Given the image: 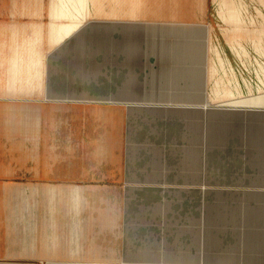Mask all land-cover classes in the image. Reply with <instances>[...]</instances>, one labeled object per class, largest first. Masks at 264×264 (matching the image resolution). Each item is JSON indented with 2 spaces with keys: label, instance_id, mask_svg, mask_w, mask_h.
Returning <instances> with one entry per match:
<instances>
[{
  "label": "crops",
  "instance_id": "1",
  "mask_svg": "<svg viewBox=\"0 0 264 264\" xmlns=\"http://www.w3.org/2000/svg\"><path fill=\"white\" fill-rule=\"evenodd\" d=\"M169 89L179 105L232 90L264 110V0H0V264L87 249L90 197H106L88 163L114 171L91 184L127 183L142 133H125L123 107L168 104ZM100 91L109 108L88 98Z\"/></svg>",
  "mask_w": 264,
  "mask_h": 264
},
{
  "label": "rangeland",
  "instance_id": "2",
  "mask_svg": "<svg viewBox=\"0 0 264 264\" xmlns=\"http://www.w3.org/2000/svg\"><path fill=\"white\" fill-rule=\"evenodd\" d=\"M100 92L88 98L109 108L112 91ZM151 92L138 90V101ZM162 93L168 104L123 107L125 133H142L129 182L91 184L112 182L114 171L111 162L88 163L90 194L106 197H90L87 249L63 250L56 264L264 263V225L255 218L264 193V110L242 108L232 90L211 101L202 90L198 105L176 104L175 89ZM118 192L119 203L107 198Z\"/></svg>",
  "mask_w": 264,
  "mask_h": 264
}]
</instances>
